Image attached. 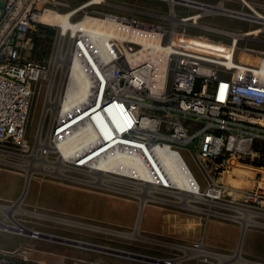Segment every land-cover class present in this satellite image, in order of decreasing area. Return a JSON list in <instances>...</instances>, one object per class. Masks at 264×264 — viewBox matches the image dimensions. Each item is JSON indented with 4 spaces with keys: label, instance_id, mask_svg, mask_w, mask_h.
Returning a JSON list of instances; mask_svg holds the SVG:
<instances>
[{
    "label": "built area",
    "instance_id": "built-area-1",
    "mask_svg": "<svg viewBox=\"0 0 264 264\" xmlns=\"http://www.w3.org/2000/svg\"><path fill=\"white\" fill-rule=\"evenodd\" d=\"M104 2L71 6L67 0H0V145L28 151L26 125L34 84L48 71L24 54L37 50V27H56L59 42L62 37L67 43L65 52L80 62L91 85L71 112L55 118L52 137L79 118L70 126L90 124L97 130L90 151L117 136L147 144L156 137L179 150L194 143L190 152L207 189H225L231 179H247V185L240 183L246 187L240 195L264 206V46L240 45L241 34L227 43L212 40L103 9ZM169 16L182 21L192 17H178L174 8ZM83 22L92 27H82ZM85 29H100L103 47L97 49ZM66 84L67 79L60 100ZM145 117L152 121L142 125ZM102 121L111 123L113 135H106ZM116 148L142 153L126 143ZM38 234L33 231V236ZM31 253L27 246L0 248V264H53Z\"/></svg>",
    "mask_w": 264,
    "mask_h": 264
},
{
    "label": "rangeland",
    "instance_id": "rangeland-1",
    "mask_svg": "<svg viewBox=\"0 0 264 264\" xmlns=\"http://www.w3.org/2000/svg\"><path fill=\"white\" fill-rule=\"evenodd\" d=\"M67 1L71 6H76L87 0ZM190 1L192 3L187 0H179L171 6L169 0H105L101 6L103 9L124 13L128 16L136 15L145 20L162 22L168 27L174 25L179 30L224 43L236 37L235 34H241L244 36L239 38L240 45L264 46V28L261 31L258 28L263 25L261 23H264V0ZM201 5L222 6L242 14L213 11L200 7ZM171 8H174L178 17L197 15L196 22H193L192 18L188 22H174L169 16ZM252 8L258 13H253ZM255 30L257 31L256 38L259 40L253 39V34L246 36V33ZM34 33L33 38H37V50L33 53L26 52L24 56L44 65L48 73L34 84V96L26 125V142L29 148L28 151H22L16 146L13 148L9 145H0V149L10 151L5 156V159L10 163H26L28 161L46 167L44 170L34 171L21 208L49 215L51 218H44L36 214L15 213L14 218L27 231H22V227L19 226L15 229L0 226V248L15 249L27 246L32 250V256L44 258L53 264H160L49 239L43 236L46 234L172 260V262L185 256V259L182 260L183 264H248L247 262L264 264V206L245 201L246 198L239 193L231 194L224 189H221V195L218 198L209 196L207 192L211 189H207L206 180L201 175L195 159L190 156L187 159L184 155V153H192L190 150H195L194 143L183 145L184 149L181 150V153L200 183L201 195L211 201L194 200L191 205L195 207L180 206L169 203L172 200L176 201V196L157 192L155 193L157 197L169 201L146 199L142 209L139 232L147 240L111 232V230L134 232L141 207V197L130 192H139L140 189L129 183L109 181L111 185L125 188L130 192L110 189L90 182V175L84 171L87 167L81 166L79 170L61 169L62 167H52L40 160L42 154H46L52 161H57L60 155V151L57 149H44L46 150L44 151L43 148L37 146L39 130L42 139L49 136L50 144L54 145L51 128L56 119L51 110L46 111L44 116L42 114L49 88L48 76L53 73L52 97H55L57 92L61 95L70 68L65 67V70V61H62L61 66L57 65L58 67L55 69L60 46L58 45L59 35L56 27H37V32ZM66 45L67 43L62 40V55L66 53ZM162 113V111L158 112L159 115H163ZM152 140L156 142L158 138L153 137ZM35 149L36 153H33ZM25 156L28 157L25 159ZM69 162L62 161V163L70 164L71 162ZM70 165L75 166L72 163ZM54 171H60L62 175L54 173ZM113 175L118 176L117 174ZM119 177L134 180L127 176ZM234 180L231 179V181ZM242 181V185L248 184L247 179ZM25 182L26 171L24 169L0 162V204L13 205L22 195ZM215 201L218 203H213ZM232 206L259 211L262 215L252 216L251 220L256 223L249 222L244 231L243 243H241L242 262L222 263L213 254L231 256L236 253L242 233V223L238 220L239 217L245 221L247 218ZM55 218L93 225L95 229L61 222ZM0 221L5 225H14L11 217L1 209ZM101 228H106L110 232L102 231ZM32 231H37L39 234L33 236ZM179 245L190 248L201 246L209 254L186 253L178 248Z\"/></svg>",
    "mask_w": 264,
    "mask_h": 264
},
{
    "label": "bare ground",
    "instance_id": "bare-ground-1",
    "mask_svg": "<svg viewBox=\"0 0 264 264\" xmlns=\"http://www.w3.org/2000/svg\"><path fill=\"white\" fill-rule=\"evenodd\" d=\"M95 1H104V0H95ZM169 1L172 4L173 2L179 0H169ZM190 3L192 2L190 1ZM200 7L208 8L209 10H213V11H223V12H229L235 14H242L241 12H234L232 10H228L226 8H223L222 6L212 7L207 5H201ZM61 17H62L61 21L64 23L65 22L63 18L64 16ZM171 18L174 21H182L176 19L174 16H171ZM191 18L193 22H196L197 15H194ZM187 19L188 18H184L183 21L186 22L188 21ZM82 27H92V26L88 22H83ZM85 30L90 34L92 40H95L96 43L95 46L97 49L103 47L105 36L103 35V32L100 29H85ZM256 32H257L256 30L252 32H248L246 33V35H250V34L254 35ZM62 39L63 38L61 37V40ZM61 40L59 42L60 46L57 55V63L55 64V69L56 67H58L57 65L61 66L62 61H65L64 69L65 67L70 68L67 78V84L65 85L66 88L65 95L62 97V100H60L61 97L59 92H57V95L55 97H52L51 93H52V85L54 83V78L53 75H51L50 78H48L49 88L47 92L46 102L42 112L44 116L46 111L51 110L53 116L56 119L61 118L66 113L71 112L74 109V105L80 102L88 94V89L89 86L91 85V81L89 77L86 75V72L84 68L81 66L80 62L74 59L72 56H70L69 52L65 53V55H62ZM59 100L61 101L60 103ZM99 114L100 116L104 117L103 112L98 113V115ZM111 114L115 120H118L119 123L120 116L116 114L113 109ZM111 114L110 117H112ZM75 121L65 124V126L58 131V134L54 133V136L52 138L54 145L50 144L49 136L45 137V139H42L41 132L39 130L37 146L43 148V150L57 149L60 151V155L57 161H52L48 159L46 154H42L40 160H42L46 165H50L52 167L55 166L62 167L61 169L69 168V169L79 170L81 169L80 168L81 166L87 167V169L84 171L90 175V180H91L90 182L97 183L102 186H106L110 189H115L128 193L130 192L125 188H119L114 185H111L109 181L129 183L140 189L139 192H130L136 196L141 197L140 198L141 207L139 210L137 223L134 227V232L132 231L127 233V232H118L113 230H111V232L115 234L126 235L129 237L147 240V238L142 234H140L139 232V228H140L139 224L142 216V209L146 203V199L161 200L160 197H157L155 195V193L157 192L176 196L177 200L176 201L172 200V202L169 203L172 204L174 203L180 206L195 207L191 205L192 201L194 200L211 201L204 198L201 195L200 183L198 182L196 176L192 172L189 164L187 163V160L181 153V150H179L175 146H172L168 142L163 143L158 141L150 142L149 144L141 143L134 139H125L121 136H117L111 139L109 142L105 143L102 146V148L90 151L89 149L90 145L95 143V140L97 138V133H96L97 130L95 127H92L90 124H85L83 126H79L75 128L73 126H70ZM149 121H152L149 117L143 118L142 125H146L150 123ZM102 122L104 128L107 131L106 135L108 136L113 135L111 129H109L111 123H108L107 121H106L107 123L105 121ZM66 128L68 129L66 131H63ZM117 129H118L117 131L120 132L122 128L120 127ZM118 143L119 144L126 143L128 146L139 147L141 148L142 153H139L137 150H133V151L130 150L127 153H122V151L119 148H116V146H118ZM105 145L107 146L105 147ZM110 147L113 148L110 149ZM9 152L10 151H4L0 149V162L13 164L24 169L26 171V182L22 195L13 205L5 206L0 204V209L4 211L6 215H9V217H11L12 221L14 222V225H5L2 224L3 223L2 221H0V226L12 228V229H15L17 226H19L22 227L21 228L22 231L26 232L27 230L25 229V227L22 224H20L16 218H14L13 215L15 213H26L32 215L36 214L44 218H51L49 215L38 214L21 208L23 198L26 195L28 185L34 171H37L38 169L44 170L46 169V167L41 165L39 166L38 164H32L27 160L26 163H10L8 162V160L5 159V156L9 154ZM33 153H36V149L34 150ZM27 157L25 156V159ZM65 160L70 161L75 166L70 165L71 164L70 162H69L70 164L62 163V161ZM50 172L53 173V171ZM54 173L62 175L60 171L58 172L54 171ZM113 174H117L118 176ZM119 176H127L133 178L134 180L122 179ZM79 180L86 181L85 179H79ZM241 182L243 181L241 180L240 183ZM240 183L238 182V180H234V181L230 180L229 182H227V185L224 190L229 191L231 194H236V193L240 194L241 191L245 192L246 187L241 186ZM207 194L212 198H218L221 195V189L208 190ZM161 201L168 202L169 200L162 199ZM213 203H218V201H215ZM232 207L233 208L235 207L236 210H238L241 214H244L247 218L246 221L241 217H239L240 219L238 220L241 221L242 223V233L239 240V246L236 249V253L231 256L213 254L216 257H218L222 263H226L228 261L242 262L243 258L241 255V243H243L242 237L244 231L247 225L249 224V222L256 223L251 220L252 216L259 215V211L257 212V211L249 210L247 208H239L236 206H232ZM55 219L61 222H67L79 226L80 225L87 226L95 229L93 225H85L79 222L69 221L61 218H55ZM234 219L236 218L234 217ZM101 230L110 232V230L106 228H101ZM43 236H46L47 238L53 240L55 239L60 240L59 237H54V236L51 237L50 235H46V234H43ZM63 242H68V241H63ZM178 248L185 251L186 253L191 252L193 254H197V253L209 254V252L202 249L201 246L196 248L195 247L190 248L185 245H179ZM183 259H185V256H182L181 258L174 260L172 264H183L182 263ZM247 263L259 264L255 262H247Z\"/></svg>",
    "mask_w": 264,
    "mask_h": 264
},
{
    "label": "water",
    "instance_id": "water-1",
    "mask_svg": "<svg viewBox=\"0 0 264 264\" xmlns=\"http://www.w3.org/2000/svg\"><path fill=\"white\" fill-rule=\"evenodd\" d=\"M50 236L53 237V235H50ZM54 237H56V236H54ZM59 238L62 241H68V243H72V244H75L78 246H83V247H91V248L98 249V250L104 251V252H109V253H114V254L123 255V256H127V257L142 259V260H146V261H150V262H156V263H160V264H165V262H166L165 259H159V258H155V257H151V256L141 255V254L134 253V252H128V251L113 249V248H109V247H105V246L94 245V244H90V243H86V242L78 241V240H74V239H66L63 237H59Z\"/></svg>",
    "mask_w": 264,
    "mask_h": 264
},
{
    "label": "crops",
    "instance_id": "crops-1",
    "mask_svg": "<svg viewBox=\"0 0 264 264\" xmlns=\"http://www.w3.org/2000/svg\"><path fill=\"white\" fill-rule=\"evenodd\" d=\"M187 2H190V1H188L187 0ZM190 4V3H189ZM184 155H185V157L187 158V159H189L188 157L190 156V157H193V153H187V154H185L184 153ZM188 155V156H187ZM201 173V172H200ZM201 175H202V173H201ZM258 212V211H257ZM259 215H262V213L261 212H259Z\"/></svg>",
    "mask_w": 264,
    "mask_h": 264
}]
</instances>
